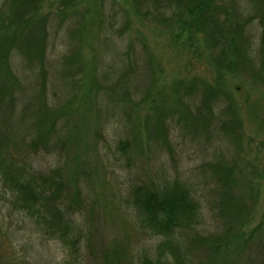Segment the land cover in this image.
<instances>
[{
	"label": "rangeland",
	"instance_id": "obj_1",
	"mask_svg": "<svg viewBox=\"0 0 264 264\" xmlns=\"http://www.w3.org/2000/svg\"><path fill=\"white\" fill-rule=\"evenodd\" d=\"M59 1L47 0L42 13L57 15ZM76 1L78 8H70L67 15L80 12L75 18L84 20L86 31L77 20L70 26L58 16L48 50L53 65L48 98L57 109L67 108L71 116L62 119L59 129L66 133L70 125L75 140L72 136L70 144L47 152L28 149L35 137L29 132L35 115L31 109L39 106L30 97L15 113H0V121L8 119L12 154L16 142L15 157L26 161L31 170L48 174L59 169L69 180L75 177L79 181L87 209L85 216L75 215L80 242L71 251L40 230L33 219L16 211L12 192L0 182V264H141L146 257L155 258L159 242L141 228L127 199L129 187L139 180L166 177L188 182L202 205L205 231L222 233L225 224L214 210L220 197L209 170L215 151L234 162L239 186L235 196L246 207L242 225L226 254L236 264H264V69L259 61V22L254 21L245 31L248 68L241 67L237 75L225 74L209 63L201 35L193 38L191 45L186 43L185 34L176 41L170 29L138 16L132 0ZM240 9L252 14V1L242 0ZM83 33L81 45L75 38ZM75 49L80 51L85 68L80 78L85 76L87 84L79 89L68 66L62 64V57H70ZM19 74L22 88L30 96L28 84L36 83L37 75ZM192 78L219 87L234 100L242 134L229 138L218 132L216 124L209 134L200 127L198 134H190L181 130L174 118L171 158L160 142H148L145 122L163 95L170 102L171 88L175 86V90L178 82ZM135 89L138 94L133 95L132 103L121 97ZM145 98L147 102L140 106ZM177 109L175 115L181 116V109ZM65 120L70 122L63 129ZM121 137H135L138 145L130 162L113 155ZM191 258L198 262L201 254L193 250Z\"/></svg>",
	"mask_w": 264,
	"mask_h": 264
},
{
	"label": "trees",
	"instance_id": "obj_2",
	"mask_svg": "<svg viewBox=\"0 0 264 264\" xmlns=\"http://www.w3.org/2000/svg\"><path fill=\"white\" fill-rule=\"evenodd\" d=\"M46 1L0 0V113H15L19 104L28 97L38 103L36 109H31L35 115L29 130L35 137L28 143V149L34 152L61 149L71 143L74 135L70 125L66 133H61L59 129L62 119L71 116L67 108L57 109L48 98L53 66L48 50L58 16L63 18L64 24L71 26L77 20L75 16L81 13L67 15L70 8H78L77 1L60 0L57 15L43 14ZM251 1L252 14L242 12V0H132L131 6L138 16L170 29L176 41L185 34L186 43L191 45L193 38L201 35L211 66L225 74L237 75L241 67L248 68L247 48L243 45L249 43L245 31L254 21H258L262 29L259 61L264 69V0ZM77 22L85 32L84 20ZM83 36L84 33L81 38H75L80 40L81 45L84 43ZM71 54L70 57H62V64L68 66L70 76H74L79 89L87 85L85 76L80 78L85 68L82 67L80 51L75 49ZM13 66L25 75L36 73L37 82L28 84L30 96L22 88L21 75ZM77 75H80L78 80ZM174 88L170 90V102L163 95V101L152 109V117H147L144 132L148 142H160L172 158L170 127L174 118L179 128L190 134H198L199 127L209 134L213 124H216L218 132L226 133L229 138L241 136L238 106L228 94L225 96L223 91H219V87L203 79L192 78L187 82H178ZM134 94H138V89L134 92L127 90L121 97L132 103ZM146 102L145 98L139 105ZM177 108L181 109V116L175 115ZM69 120H65L63 129ZM7 121H0V182L12 192L16 211L33 219L40 230L75 251L80 242L79 232L75 229V215L85 216L87 210L79 181L75 177L69 180L59 169L48 174L36 173L26 161L15 157L18 143H14L13 150L16 149V152L12 154ZM73 138L75 140V136ZM115 144L113 155L116 159L130 162L135 157L133 151L138 149L135 137H121ZM235 169L234 162L226 160L219 151L214 152L209 170L220 197L214 210L225 224L222 233L205 231L202 205L186 181L164 177L150 182L139 180L129 187V207L139 219L141 228L159 242L157 256L153 259L146 257L141 264H236L226 252L242 225L246 207L235 196L239 187ZM193 250L201 254L198 262L191 258Z\"/></svg>",
	"mask_w": 264,
	"mask_h": 264
}]
</instances>
